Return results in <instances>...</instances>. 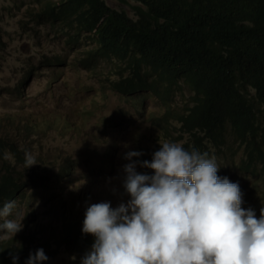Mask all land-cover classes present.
I'll list each match as a JSON object with an SVG mask.
<instances>
[{"label":"clouds","instance_id":"9594fccd","mask_svg":"<svg viewBox=\"0 0 264 264\" xmlns=\"http://www.w3.org/2000/svg\"><path fill=\"white\" fill-rule=\"evenodd\" d=\"M29 2L30 10L38 7L35 0ZM60 33L68 38L67 43L72 40L68 46L84 43L90 50L93 48L85 36L72 39L65 29ZM81 60L93 61L87 51L68 66L94 79L100 89L112 90L128 99L129 104H134L135 114L143 112L148 101L161 105L163 113L151 117V123L165 141L146 149L145 158L142 148L127 152L125 159L129 163L124 166L123 181L129 199L126 204L113 208L109 202L95 203L85 211L68 196L54 204L51 211L49 207L50 222L40 224L37 232L46 233L48 241H57L69 252L62 238L63 223H74L81 249L69 253L83 256L80 264H264V198L246 178L264 176V140L229 139L227 144L229 133L223 128L213 133L204 127L183 131L180 118L194 107L195 92L173 89L159 97L150 87L140 86L137 76L125 67H108V62H101L95 74L91 66L78 64ZM112 62L118 60L114 58ZM51 64L65 62L55 55ZM30 76L31 72L20 81L21 85ZM32 128L36 127L25 125V131ZM255 128L258 132L260 128L264 130V121ZM2 137L11 142L9 136ZM200 142L205 143L204 148L199 147ZM24 153L26 167L35 165L30 177L42 178L49 172L39 154L33 156L27 147ZM252 158L257 164L249 168L246 163ZM137 164L143 167L139 173ZM75 170V161L66 158L60 171L62 179L65 181ZM25 190L19 192L18 199ZM16 201L0 206V239L22 235L37 245L36 232L31 233L26 225L20 233L22 222L13 220L14 211L20 206L15 205ZM36 245L29 246L35 254H30L27 264H44L48 260L44 250ZM17 259L13 258L14 264Z\"/></svg>","mask_w":264,"mask_h":264},{"label":"trees","instance_id":"16d2710c","mask_svg":"<svg viewBox=\"0 0 264 264\" xmlns=\"http://www.w3.org/2000/svg\"><path fill=\"white\" fill-rule=\"evenodd\" d=\"M132 1L134 17L105 0H35L38 7L29 10V18L37 27L65 29L72 39L85 36L94 62L78 64L91 66L95 74L108 62L129 69L140 86L159 97L173 89L195 92L194 107L180 118L183 131L223 128L227 144L264 140V130L255 128L264 121V0ZM20 152L19 145L0 136V206L14 199L15 205H32L23 177L29 179L36 169L26 167V153ZM256 164L253 158L246 163ZM62 238L69 252L81 249L74 223H63ZM30 245L36 242L22 235L0 239V264H14V257L15 264H27L35 254Z\"/></svg>","mask_w":264,"mask_h":264},{"label":"rangeland","instance_id":"374dc122","mask_svg":"<svg viewBox=\"0 0 264 264\" xmlns=\"http://www.w3.org/2000/svg\"><path fill=\"white\" fill-rule=\"evenodd\" d=\"M29 1L0 0V135L9 136L20 146V153L27 147L33 156L39 154L50 170L42 178L28 177L32 205L22 203L13 220L22 222L20 233L26 225L31 233L36 232V247L48 257L44 264H80L83 256L67 252L55 240L48 241V235L37 232V227L47 225L49 207L51 211L68 196L85 211L95 203L109 202L113 208L126 204L124 166L129 161L125 156L142 148L145 158L149 148L165 141L151 123V117L161 115L163 109L148 101L145 110L135 114L128 99L100 89L94 79L68 66L90 47L84 43L68 46V38L58 27H37L28 17ZM105 1L134 14L132 0ZM55 55L65 65H52ZM29 72L28 82L21 85ZM27 123L36 128L25 131ZM66 158L75 161L76 170L64 181L60 171ZM136 170L139 173L143 167L137 164ZM246 178L264 198V176Z\"/></svg>","mask_w":264,"mask_h":264},{"label":"bare ground","instance_id":"6f19581e","mask_svg":"<svg viewBox=\"0 0 264 264\" xmlns=\"http://www.w3.org/2000/svg\"><path fill=\"white\" fill-rule=\"evenodd\" d=\"M34 143V142H33ZM34 146V145H33ZM64 250H66V249H64Z\"/></svg>","mask_w":264,"mask_h":264}]
</instances>
